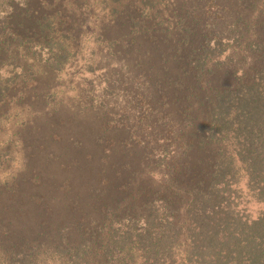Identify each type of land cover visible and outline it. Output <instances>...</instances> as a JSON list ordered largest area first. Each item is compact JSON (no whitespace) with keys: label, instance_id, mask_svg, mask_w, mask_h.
<instances>
[{"label":"rangeland","instance_id":"rangeland-1","mask_svg":"<svg viewBox=\"0 0 264 264\" xmlns=\"http://www.w3.org/2000/svg\"><path fill=\"white\" fill-rule=\"evenodd\" d=\"M262 22L264 0H0V236L72 247L139 213L167 166L180 184L209 172L200 133L216 96L262 65L246 49Z\"/></svg>","mask_w":264,"mask_h":264},{"label":"trees","instance_id":"trees-1","mask_svg":"<svg viewBox=\"0 0 264 264\" xmlns=\"http://www.w3.org/2000/svg\"><path fill=\"white\" fill-rule=\"evenodd\" d=\"M263 24L254 26L262 42L246 44L262 65L250 75L242 73L235 89L216 96L210 121L200 133L196 149L214 155L209 172L202 170L180 184L179 172L167 166L168 186L153 194L139 213L110 216L102 225L91 223L72 247L66 236L50 245L36 237L15 238L12 232L9 238L3 233L0 264H264ZM40 33L45 34L43 29ZM44 39L48 45L52 42L48 36ZM49 51L50 58L61 59ZM206 61L207 56L197 59L200 75ZM9 83L0 76V103ZM159 170L166 169L155 163L153 174ZM240 176L249 201L261 208L255 217L242 209Z\"/></svg>","mask_w":264,"mask_h":264}]
</instances>
